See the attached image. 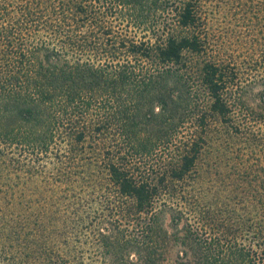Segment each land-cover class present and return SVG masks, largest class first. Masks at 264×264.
I'll return each instance as SVG.
<instances>
[{
	"label": "trees",
	"instance_id": "1",
	"mask_svg": "<svg viewBox=\"0 0 264 264\" xmlns=\"http://www.w3.org/2000/svg\"><path fill=\"white\" fill-rule=\"evenodd\" d=\"M213 7L264 26V0H0V264H264V134L199 164L254 117Z\"/></svg>",
	"mask_w": 264,
	"mask_h": 264
},
{
	"label": "rangeland",
	"instance_id": "2",
	"mask_svg": "<svg viewBox=\"0 0 264 264\" xmlns=\"http://www.w3.org/2000/svg\"><path fill=\"white\" fill-rule=\"evenodd\" d=\"M213 10L215 13H210L208 18V32L215 40L213 42L218 43V48H222L224 55L231 58L236 63L237 68L241 70L239 71L242 73L243 81L241 94L244 95L242 108L248 114L250 111L247 109H251L254 117L250 115L252 116L251 122L248 121L245 126L241 125V132L238 134L233 133L228 127L218 122L210 126L207 134L208 146L199 160L206 178H217L218 176L213 175L218 174V172L236 174L237 169L230 168L236 160L241 161V163H259V159H262L260 157L261 152L258 151L259 137L264 134V118L258 115V113L264 114V104L261 105L257 95L261 88V79L264 76V54L261 53V48L258 45L259 42H264V26H260V31L258 27H254L253 32H250L248 36H242V33H245L244 29L236 26L232 11L222 7H213ZM252 54L253 56H250ZM245 129H247L248 134L242 133V130ZM8 170L13 173V170ZM8 170L3 175L7 174ZM7 179L15 183L9 177ZM14 185V189L23 188L28 193L32 189L30 182L24 185L22 183Z\"/></svg>",
	"mask_w": 264,
	"mask_h": 264
}]
</instances>
